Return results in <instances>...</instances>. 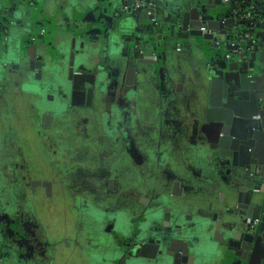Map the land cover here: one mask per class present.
<instances>
[{"label":"flooded vegetation","instance_id":"1","mask_svg":"<svg viewBox=\"0 0 264 264\" xmlns=\"http://www.w3.org/2000/svg\"><path fill=\"white\" fill-rule=\"evenodd\" d=\"M138 1L143 2V0H133L131 5H126L125 10L131 8L130 12L145 11L147 14L145 7H135ZM217 2L221 5L223 14L228 15L227 19L233 21L234 0L227 3L222 0ZM151 3L153 17L150 20L157 25L156 5L153 1ZM250 3L251 0H242L239 8L240 12L245 9L251 10L258 18L253 29L257 41L256 49H258L257 35L260 26L264 23V15L254 11ZM34 8L37 9L36 6ZM222 31H226V27L222 28ZM47 34L48 30L44 27L39 29L38 35L42 37L41 40H46ZM6 43V35L0 32V46L3 47ZM133 43L137 50L141 49L138 39ZM50 48H52L51 44L48 49ZM44 51L36 59L27 60L29 89L21 90L28 93L32 102V105L28 106V116H36L40 122L38 126L48 135L43 143L49 146L50 150H58L56 162H52L59 164L65 156L66 165L61 168L54 165L53 169H46L41 165L42 157L36 156V152L30 148L27 150L30 152L28 158L36 160L39 167L35 173L28 168L27 161L19 153V148L14 149L12 169L15 179L12 186L1 188V195L4 193L5 198L0 196V244L3 247L0 251L1 256L11 257V260L17 263L22 259L41 262L44 257L53 255L54 250L48 248L45 231L37 218L36 204L41 198L46 197L45 195L51 200L53 184L50 179L56 176V180H60L63 186L62 191L69 190L70 185L67 182L85 185L91 178H95L101 183V186L95 189L96 194L108 198L101 203L90 205L83 200L84 193L80 198L75 194L70 195L73 204L64 205L68 213L73 216L70 215L71 220L78 222L80 227L76 229L77 239L71 242L73 246L68 245L63 236L62 245L76 250L75 252H78V255L89 264H163V259L169 252L174 254L183 249L182 241L193 248H198L202 259L208 263L219 260L226 264L227 251H230L233 257L236 255L237 259H245L249 247V256L252 255L251 264H260L259 258L264 255V238H257L259 235L257 231L261 229V236L264 237V226L261 221L262 216H258L257 210L250 211V218L240 224L243 233L234 237L235 242H229V234L225 235L226 237L222 236L216 246L207 242L209 240L206 235L212 231L219 234L221 226L218 222L212 227L201 216L195 224H190L191 216L178 210V203L189 188L179 178V170L162 164L163 159L167 162L179 160L180 169L186 173L184 178L186 181L193 182L197 178L191 172L195 158L191 154L193 149L185 148L181 153H177L175 144H170L169 141L179 136L185 138L187 135L185 132H171L169 127L164 125L167 121L175 124L176 113L168 117L169 120L155 117L153 128H149L144 125L143 116L139 117L135 114V87L127 76L119 83L113 81L103 84L101 77L96 74L94 83L91 77H85L86 80H83L73 76L71 65L55 62L51 57L48 59V53ZM250 55L246 59H249ZM25 59L26 57L24 61ZM137 62L143 64V55L140 53ZM53 64L55 65L53 67H57L55 71L51 68ZM85 81L90 83L88 85L92 84L95 89L84 84ZM38 101L42 103L38 104ZM207 101L201 103L199 112L201 124L194 133L187 136L188 141L196 145L199 158H203L200 153L201 148L202 152L210 155L212 160L220 162L224 174H229L231 169H234L231 159L225 156L217 157L215 149L211 148L213 133L205 123ZM259 118L260 116L255 117V119ZM121 145L122 147L124 145L122 149H125L123 153L126 160L120 156L121 154L119 155L122 153L119 151ZM125 145L132 155L126 151ZM102 147L104 150L98 155L99 158L113 161L112 164L118 166L117 171L106 172L103 166L94 168L99 158L92 153V150L94 148L99 150ZM38 153L41 155L40 151ZM52 153L56 152L53 150ZM44 159L46 160V157ZM90 161L95 162L92 167L89 166ZM247 169H250L251 174L254 173L252 167L247 166ZM17 170L21 175L20 180ZM41 175L49 179H37ZM123 177L130 181L133 179L135 188L125 190L129 199L117 200L115 196L121 190L120 183ZM245 184V188L241 189L242 194L236 198L240 202L238 206L242 209H229L225 211L226 213L246 214L243 208L248 204V195L255 192L259 184L254 179L245 181ZM222 197L223 194L218 195L220 201L223 200ZM71 220L69 217L65 231L71 225ZM66 233L63 235H67ZM251 235L254 244L250 246ZM202 236H205L203 241ZM179 264H181L180 260Z\"/></svg>","mask_w":264,"mask_h":264},{"label":"crops","instance_id":"2","mask_svg":"<svg viewBox=\"0 0 264 264\" xmlns=\"http://www.w3.org/2000/svg\"><path fill=\"white\" fill-rule=\"evenodd\" d=\"M132 1L0 0V32L7 37L6 45L0 46V196L5 180L9 187L15 179L12 168L17 147L9 135L19 127L20 116L29 115L30 97L19 87L25 80L19 75L21 66L16 58L26 57L25 61H29L45 50L48 59L51 57L55 62L71 65L73 76L83 80L91 77L94 83L96 74L103 84L119 83L127 76L135 87V114L143 116L144 125L149 128H153L155 117L169 120L168 117L177 114L175 124L167 121L164 125L171 132L187 135L171 139L169 143L175 144L177 153L185 148L193 149L191 154L195 158L191 156L194 159L191 172L197 179L193 182L184 179L186 173L180 169L179 160L167 162L163 159L162 164L179 170V178L189 188L179 201L178 210L191 216L190 224H195L201 216L212 227L216 222L220 224L219 234L212 231L206 235L216 246L222 236L229 235L227 224L233 216L225 211L235 208L236 198L246 186L245 180L236 177L234 169L224 174L220 162L212 160L201 148L203 158H199V150L196 151V145L191 144L187 136L201 124L200 106L208 100L211 89L210 67L223 70L232 82L237 79V69L244 76L264 74V23L257 35L259 53L250 68L247 59L239 60L236 51L226 49H234L235 45L223 41L225 35L219 23L216 24L224 13L217 0H151L156 5L160 27L151 22L145 11L125 10ZM250 4L254 11L264 15V0H251ZM208 22H212V33L219 41L216 48H213V42L189 32L192 26L198 28L202 23L205 27ZM43 27L48 30V38L44 41L38 35ZM135 39L141 43L140 50L135 48ZM49 44L53 50L48 49ZM139 53L143 55V64L137 62ZM233 57L237 58L238 66L228 61ZM53 66L55 71L57 67ZM84 84L90 83L85 81ZM88 86L95 89L92 84ZM164 107L166 110L163 111ZM22 131L27 130L22 128ZM4 167L8 171L7 179L2 175ZM219 194H223L222 201L218 199ZM65 229L59 230L61 236L54 242L53 255L44 257L41 262L22 259L15 263L11 257L0 255V264H89L79 253L71 254L74 249L67 248L70 251L67 252L62 247ZM45 235L51 246V240L47 233ZM203 238L205 236L202 241ZM2 249L0 244V251ZM230 255L227 251L225 256ZM215 263L223 264L219 260Z\"/></svg>","mask_w":264,"mask_h":264},{"label":"water","instance_id":"3","mask_svg":"<svg viewBox=\"0 0 264 264\" xmlns=\"http://www.w3.org/2000/svg\"><path fill=\"white\" fill-rule=\"evenodd\" d=\"M227 17L228 15L223 14V16L218 18L216 24L219 23L221 30L226 27V31H222L223 35H225L223 41L235 45L234 49H226L236 51L238 45L235 25ZM148 18L150 19L151 17L148 16ZM210 23L212 22H208L205 27L202 26V23L198 28L192 26L189 32L192 36L213 42V48H216L219 45V41L214 37L212 33L214 30ZM157 25L160 27L159 22ZM179 28L180 30L183 29ZM259 49L246 60L250 68H252L253 62L258 56ZM228 61H232L236 66L239 64L236 57L228 59ZM210 69L212 70L211 89L205 110V123L209 130L212 131L211 133H213L211 134L213 139L212 141L210 140L211 148L215 149L218 156H225L231 159V165L235 169L236 177L245 181L254 179L259 184V187L254 190L255 192L248 195V204L243 208L246 214L228 213V215L233 216V219L227 224L229 225V242H235L234 237L242 232L240 224L245 222V219L250 218V211H258V216H262L261 221L264 226V74H248L244 76L240 75L237 69V79L232 82L229 79V75L224 73L223 70L219 71L213 67H210ZM228 69L230 70V67ZM258 116L260 118L255 119ZM247 166L252 167L254 173L251 174ZM239 203L236 199L235 209H242L241 206H238ZM257 232H259L257 238H264L261 236V229ZM250 241L249 245L251 246L254 244L253 237ZM181 247L183 249L174 254L169 252L163 259V264H179V260L181 264H216L215 262H205L202 259L200 250L191 247L184 241H182ZM241 248L243 249L242 245ZM249 252L250 249L248 247V256L245 259H237L236 255L234 257L230 255L227 257L226 264H251L252 257L250 256L252 255L249 256ZM259 260L261 261L260 264H264V255Z\"/></svg>","mask_w":264,"mask_h":264},{"label":"rangeland","instance_id":"4","mask_svg":"<svg viewBox=\"0 0 264 264\" xmlns=\"http://www.w3.org/2000/svg\"><path fill=\"white\" fill-rule=\"evenodd\" d=\"M24 58L22 60H20V58H16L18 60V63H20L21 66V70L19 75L24 78V83L22 82V84L19 85V87L23 90H27L29 89L28 86V77H29V66H28V61H24ZM8 60V59H7ZM38 104H41L40 101H38ZM65 102V101H64ZM37 104V106H38ZM32 105V102L29 103V106ZM143 111V110H142ZM40 122H38V119L36 118V116H20L19 121H18V126L15 129L14 133H11L9 136L12 140H14L13 144L15 147L19 148V153L21 155H23V157L25 158V160L27 161V166L28 168H30L31 170H33L35 173H37L39 167H38V163L36 160H33L31 158H28V155L30 154V152H28L27 150L30 149L31 147L33 148L32 151L36 152V156L42 157L41 159V165H43L46 169H53L54 165L57 166V168H61L62 166L66 165V158L65 156H63L64 159H61V162L59 164L53 163L52 161L56 162L57 159V155H58V150L57 149H51L47 147L46 144H44L43 142L46 140V138L48 137V135H46L47 133H45L42 128H40L38 125ZM22 128H25L27 131L24 133L22 131ZM25 138V142L23 141V139ZM29 139L30 143L28 144L27 139ZM121 148L119 149L120 152L119 155L122 158H125V154L123 153L125 149H122L124 147H122V145L120 146ZM126 151L130 152V149L128 147H126ZM55 151L56 153L53 154L52 151ZM95 150V151H94ZM94 150H92V153L97 155L96 157L99 158V154L102 153V151L104 150V147L100 148L99 150L94 148ZM41 152L40 153L38 152ZM143 151V150H142ZM46 157V160L43 157ZM132 155V152H130ZM126 160V158H125ZM45 161V164H43ZM98 164L96 165L95 162H88L90 165V167H92V165H94V168H99L101 166L106 168V172L108 170H112V171H117V165L112 164L111 161L109 160H104L103 158H99V161H97ZM19 165H21V162L19 163ZM60 166V167H59ZM16 169V168H15ZM102 169V168H100ZM2 171V175L4 176L5 179H7V174L8 171L7 169H5V167L1 170ZM58 171H60L58 169ZM21 172V170L19 171ZM18 173V170H17ZM19 175V180H20V174ZM37 175V174H36ZM35 175V176H36ZM39 176V175H37ZM37 178V177H36ZM124 179L121 181L120 185H121V190L119 192H117V195L115 196V199L119 200H125L128 198V195L125 194V190H129L134 187V180L132 179V181L126 179L125 177H123ZM37 179L40 180H46L49 179L47 177H45L44 175H41L40 177H38ZM36 179V180H37ZM52 184H53V196L51 198V200L49 199V197H47V195H45L46 197L41 198L40 201H38V203L36 204V214H37V218L41 224V226H43V230L45 231V233H47L49 239L51 240V243H49L51 246L48 245V248H51L53 250H55V240H59L60 239V229H64L66 228L67 222H69V217L71 220V216L72 214L68 213L66 207L64 206L65 204H67V206L70 204L72 205L73 203L70 201V195H77L78 198H80L83 193L85 195V197H83V200H85L88 204H92L93 203H101L104 200H107L108 198L103 196L100 197L99 194H96L95 189L99 188L101 186V183L98 182V180H96L95 178H91L89 181H87L85 183V185H82L80 183H74V182H67L68 185H70L69 190L62 191L61 189L63 188V186H61L60 184V180H56V176L54 178V176L52 177V179H50ZM49 180V181H50ZM6 182V181H5ZM22 183V182H21ZM9 184V182H6L5 186H7ZM91 189V190H90ZM143 191V189H142ZM140 191V192H142ZM4 193H2V197L3 199L5 198V196H3ZM120 196V197H119ZM129 199V198H128ZM67 211V212H66ZM71 215V216H70ZM73 217V216H72ZM80 225L77 222H74L73 220H71V225H69L67 227V235H63L64 240H66L68 245H71V247L73 246L71 242H73L74 240L77 239L76 235V229L79 228ZM62 247L64 249H67V247H64L62 245ZM73 249V248H72ZM69 250L67 249V252ZM76 251V250H73ZM70 252V251H69ZM71 254H78V252H70Z\"/></svg>","mask_w":264,"mask_h":264},{"label":"built area","instance_id":"5","mask_svg":"<svg viewBox=\"0 0 264 264\" xmlns=\"http://www.w3.org/2000/svg\"><path fill=\"white\" fill-rule=\"evenodd\" d=\"M224 3L229 2L230 0H222ZM242 0L234 1V8L232 10V18L234 21V27L236 31V42L237 49L236 55L239 60H245L248 55L256 52V36L253 33V29L255 28L254 24L258 20L257 16L251 12V10H244L240 12L239 4ZM141 6L147 9V14L151 18L153 17L151 9L153 8V4L150 0L138 1L135 4L136 8H140ZM245 24H248L250 28H246Z\"/></svg>","mask_w":264,"mask_h":264},{"label":"trees","instance_id":"6","mask_svg":"<svg viewBox=\"0 0 264 264\" xmlns=\"http://www.w3.org/2000/svg\"><path fill=\"white\" fill-rule=\"evenodd\" d=\"M235 1V0H234ZM232 7L234 8V3L232 4ZM245 27L248 29L250 26L248 24H245Z\"/></svg>","mask_w":264,"mask_h":264}]
</instances>
